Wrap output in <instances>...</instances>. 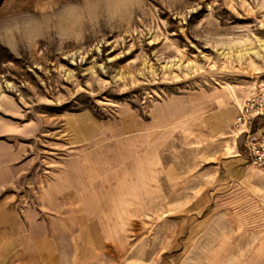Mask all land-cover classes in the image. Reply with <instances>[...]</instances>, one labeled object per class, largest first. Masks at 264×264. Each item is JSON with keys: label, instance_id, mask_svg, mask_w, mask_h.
<instances>
[{"label": "rangeland", "instance_id": "1", "mask_svg": "<svg viewBox=\"0 0 264 264\" xmlns=\"http://www.w3.org/2000/svg\"><path fill=\"white\" fill-rule=\"evenodd\" d=\"M87 11L82 39L69 8L67 42L0 43V139L23 153L0 191L2 264H264V167L247 147L264 115L235 122L264 80V0ZM2 204L25 229L6 233Z\"/></svg>", "mask_w": 264, "mask_h": 264}, {"label": "clouds", "instance_id": "2", "mask_svg": "<svg viewBox=\"0 0 264 264\" xmlns=\"http://www.w3.org/2000/svg\"><path fill=\"white\" fill-rule=\"evenodd\" d=\"M93 2L94 0H84L82 4H66L63 8H58L55 0H44V3L37 6L35 14H23L0 21V43L6 44L13 50H19L21 46L30 49L40 40L50 38L61 43L67 42L64 22L69 8L83 9L81 27L78 29L82 39L92 27L88 20L87 9ZM131 2L137 4L140 0H131ZM101 19L107 26L121 22L118 17L102 16Z\"/></svg>", "mask_w": 264, "mask_h": 264}, {"label": "crops", "instance_id": "3", "mask_svg": "<svg viewBox=\"0 0 264 264\" xmlns=\"http://www.w3.org/2000/svg\"><path fill=\"white\" fill-rule=\"evenodd\" d=\"M30 1L36 3L37 6L44 3V0H0V13L11 8L22 9ZM56 1L58 2L59 0H55V2ZM22 156L23 153L21 150H18L13 144L0 139V191L14 184L20 177L23 169L17 165V162ZM8 208L9 207H6L5 204L1 205V209H4L1 214V221L2 223H6L4 226L6 228V233L14 235V231L17 232V229H25V220L21 216L19 218L16 217L14 210H12L11 207L10 209ZM9 238L11 239L3 242V249L9 250L8 255L11 249H15L13 237L10 236ZM1 246L2 243L0 245V250ZM4 256H6V253L0 252V264L4 263Z\"/></svg>", "mask_w": 264, "mask_h": 264}, {"label": "built area", "instance_id": "4", "mask_svg": "<svg viewBox=\"0 0 264 264\" xmlns=\"http://www.w3.org/2000/svg\"><path fill=\"white\" fill-rule=\"evenodd\" d=\"M264 115V80L258 89L245 102L236 124L248 125L252 120ZM247 147L251 160L257 166L264 167V128L248 131Z\"/></svg>", "mask_w": 264, "mask_h": 264}]
</instances>
